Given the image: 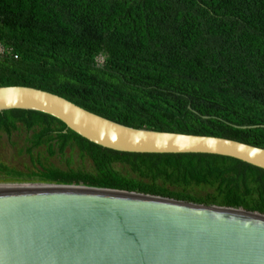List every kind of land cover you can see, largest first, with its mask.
I'll list each match as a JSON object with an SVG mask.
<instances>
[{
    "label": "trees",
    "instance_id": "obj_1",
    "mask_svg": "<svg viewBox=\"0 0 264 264\" xmlns=\"http://www.w3.org/2000/svg\"><path fill=\"white\" fill-rule=\"evenodd\" d=\"M0 87L62 97L138 130L264 148V0H0ZM100 59V60H99ZM38 153L18 185H67L264 215V170L211 154L97 146L35 111L0 112V132ZM32 135H29V133ZM66 159V169L50 164ZM74 160L91 170L72 168Z\"/></svg>",
    "mask_w": 264,
    "mask_h": 264
},
{
    "label": "water",
    "instance_id": "obj_2",
    "mask_svg": "<svg viewBox=\"0 0 264 264\" xmlns=\"http://www.w3.org/2000/svg\"><path fill=\"white\" fill-rule=\"evenodd\" d=\"M10 110L49 115L117 152L211 154L264 170V148L129 128L34 88L0 87V112ZM12 143L0 141V162L27 173L28 157ZM0 264H264V215L126 191L18 185L0 177Z\"/></svg>",
    "mask_w": 264,
    "mask_h": 264
},
{
    "label": "flooded vegetation",
    "instance_id": "obj_3",
    "mask_svg": "<svg viewBox=\"0 0 264 264\" xmlns=\"http://www.w3.org/2000/svg\"><path fill=\"white\" fill-rule=\"evenodd\" d=\"M29 135H32V133L30 132ZM3 137H5L10 142L14 138L16 140L17 144H15V143L13 144L12 143V146L13 147H17V145H19V150H20L19 153H21V155H26L28 149H30L31 153H33V154L39 152V149L38 148L32 147V145L28 141H26V139H27V133H25L23 131H15L11 135H9V136L6 133L0 132V139H2ZM27 157H28V161H29L30 165L33 167L32 163H31V158L29 156H27ZM2 164H4V163H2ZM5 166L7 168H10L7 165H5ZM10 169H15V170L21 171V170H19V168L17 166H12ZM21 172H24V171H21ZM0 177H4L5 179H7L1 173H0Z\"/></svg>",
    "mask_w": 264,
    "mask_h": 264
},
{
    "label": "rangeland",
    "instance_id": "obj_4",
    "mask_svg": "<svg viewBox=\"0 0 264 264\" xmlns=\"http://www.w3.org/2000/svg\"><path fill=\"white\" fill-rule=\"evenodd\" d=\"M0 141H9V140H7L5 137H3L2 139H0ZM11 141L17 143L14 138ZM59 161L60 160L57 157H54V158L50 159V164H52V165H54L60 169L65 170L66 169V159L63 161V163L62 162L60 163ZM72 168L90 171L91 170V164L89 161H87L86 163L83 164V163H80L78 160H74Z\"/></svg>",
    "mask_w": 264,
    "mask_h": 264
},
{
    "label": "built area",
    "instance_id": "obj_5",
    "mask_svg": "<svg viewBox=\"0 0 264 264\" xmlns=\"http://www.w3.org/2000/svg\"><path fill=\"white\" fill-rule=\"evenodd\" d=\"M4 50L0 47V54H3Z\"/></svg>",
    "mask_w": 264,
    "mask_h": 264
}]
</instances>
